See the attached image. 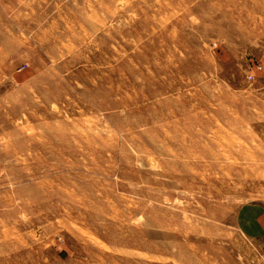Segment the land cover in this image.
<instances>
[{
  "label": "rangeland",
  "instance_id": "rangeland-1",
  "mask_svg": "<svg viewBox=\"0 0 264 264\" xmlns=\"http://www.w3.org/2000/svg\"><path fill=\"white\" fill-rule=\"evenodd\" d=\"M249 205L264 0H0V264H255Z\"/></svg>",
  "mask_w": 264,
  "mask_h": 264
},
{
  "label": "crops",
  "instance_id": "crops-1",
  "mask_svg": "<svg viewBox=\"0 0 264 264\" xmlns=\"http://www.w3.org/2000/svg\"><path fill=\"white\" fill-rule=\"evenodd\" d=\"M238 226L244 238L260 243V248L253 249L255 264H264V208L249 205L239 212Z\"/></svg>",
  "mask_w": 264,
  "mask_h": 264
}]
</instances>
